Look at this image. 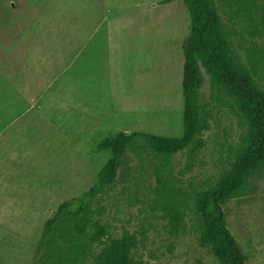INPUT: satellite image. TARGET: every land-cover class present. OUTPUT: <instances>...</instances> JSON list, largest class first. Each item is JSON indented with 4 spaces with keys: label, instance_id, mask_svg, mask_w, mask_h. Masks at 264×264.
I'll list each match as a JSON object with an SVG mask.
<instances>
[{
    "label": "rangeland",
    "instance_id": "374dc122",
    "mask_svg": "<svg viewBox=\"0 0 264 264\" xmlns=\"http://www.w3.org/2000/svg\"><path fill=\"white\" fill-rule=\"evenodd\" d=\"M213 2L234 61L264 91V0ZM191 30L185 0H0V264H100L109 240H88L86 216L113 238L135 234L143 264H221L201 242L197 196L232 167L250 124L202 63L190 146L161 154L137 135L114 183H99L111 156L104 137L182 134ZM159 178L185 214L176 233ZM223 208L247 264H264V162ZM72 241L85 245L77 261Z\"/></svg>",
    "mask_w": 264,
    "mask_h": 264
},
{
    "label": "trees",
    "instance_id": "16d2710c",
    "mask_svg": "<svg viewBox=\"0 0 264 264\" xmlns=\"http://www.w3.org/2000/svg\"><path fill=\"white\" fill-rule=\"evenodd\" d=\"M185 1L192 11V30L183 45V132L180 136L170 137L148 132L120 131L104 137L99 142V149L108 150L111 156L100 171L99 183L102 186L114 183L126 148L137 135L142 136L149 147L161 154H170L190 146L198 130L196 101L203 83L202 63L214 81L231 94L247 117L250 130L235 146L232 167L223 173L218 184L198 193L196 207L202 216L201 242L211 247L221 264H247L246 253L226 224L223 203L236 193L248 175L258 172L264 162V91L254 82L248 68L234 61L227 31L213 0ZM195 151L192 148L191 154ZM159 184L158 201L166 212L170 231L176 233L183 227L185 214L169 198L161 178ZM68 205V202L60 205L58 212L48 221L49 228L61 219ZM81 222L83 226L90 223L92 227L90 232L85 233L90 242L104 243L109 240L98 255L100 264H143L134 255V248L139 242L135 234L127 231L121 237L113 238L99 219L92 220L86 216L81 218ZM68 253L77 261L80 255L85 254V245L72 241Z\"/></svg>",
    "mask_w": 264,
    "mask_h": 264
},
{
    "label": "water",
    "instance_id": "95a60500",
    "mask_svg": "<svg viewBox=\"0 0 264 264\" xmlns=\"http://www.w3.org/2000/svg\"><path fill=\"white\" fill-rule=\"evenodd\" d=\"M126 133H128V132H126Z\"/></svg>",
    "mask_w": 264,
    "mask_h": 264
}]
</instances>
